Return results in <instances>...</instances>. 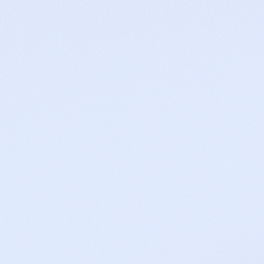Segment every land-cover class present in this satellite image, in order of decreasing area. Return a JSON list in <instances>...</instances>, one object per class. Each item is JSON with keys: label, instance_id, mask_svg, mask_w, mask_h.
Listing matches in <instances>:
<instances>
[{"label": "snow or ice", "instance_id": "6c2138e0", "mask_svg": "<svg viewBox=\"0 0 264 264\" xmlns=\"http://www.w3.org/2000/svg\"><path fill=\"white\" fill-rule=\"evenodd\" d=\"M0 264H264V0H0Z\"/></svg>", "mask_w": 264, "mask_h": 264}]
</instances>
